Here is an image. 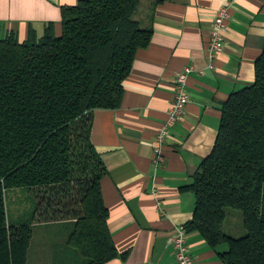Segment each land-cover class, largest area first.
<instances>
[{
	"label": "trees",
	"instance_id": "trees-1",
	"mask_svg": "<svg viewBox=\"0 0 264 264\" xmlns=\"http://www.w3.org/2000/svg\"><path fill=\"white\" fill-rule=\"evenodd\" d=\"M140 4L80 0L62 7L59 34L48 22L24 41L0 37V264H28L33 223L57 218L75 220L72 263L125 259L107 226V170L90 130L93 110L119 107L136 52L150 43ZM184 188L195 198L186 231L224 264H264V48L253 82L223 104L212 150ZM13 189L29 200L17 216L6 203ZM227 208L241 212L242 236L224 231Z\"/></svg>",
	"mask_w": 264,
	"mask_h": 264
},
{
	"label": "crops",
	"instance_id": "crops-1",
	"mask_svg": "<svg viewBox=\"0 0 264 264\" xmlns=\"http://www.w3.org/2000/svg\"><path fill=\"white\" fill-rule=\"evenodd\" d=\"M78 1L0 0V37L13 32L24 41L30 29L41 35L48 22L59 34L62 7ZM225 1L141 0L137 18L151 24L150 43L136 52L119 107L92 113L90 141L107 170L101 182L107 226L117 250L126 254L106 264H176L171 238L195 208L194 194L184 187L212 150L223 104L253 82L264 48V0H233L224 49L209 67L212 19ZM185 66L192 67L189 100L170 128L164 161L155 163V135L166 120L175 76ZM74 221H35L28 264H76L68 244ZM185 232L197 264H224L199 232Z\"/></svg>",
	"mask_w": 264,
	"mask_h": 264
},
{
	"label": "built area",
	"instance_id": "built-area-1",
	"mask_svg": "<svg viewBox=\"0 0 264 264\" xmlns=\"http://www.w3.org/2000/svg\"><path fill=\"white\" fill-rule=\"evenodd\" d=\"M233 0H226L212 19L211 30L208 41V59L209 67L212 68V61L217 54L224 49L225 34L228 27L227 22L230 16V6ZM192 67L185 66L179 71L174 79V94L167 111V117L163 125L157 131L153 143L154 162L160 163L164 161V146L170 137V128L173 127L185 111L189 96L187 93V81ZM176 264H197L193 256L189 252L186 241V232L184 228H176L171 238Z\"/></svg>",
	"mask_w": 264,
	"mask_h": 264
},
{
	"label": "rangeland",
	"instance_id": "rangeland-1",
	"mask_svg": "<svg viewBox=\"0 0 264 264\" xmlns=\"http://www.w3.org/2000/svg\"><path fill=\"white\" fill-rule=\"evenodd\" d=\"M24 195L20 191L9 190L6 193V203L9 213L13 214L18 205H26L29 200L24 199ZM26 207V206H25ZM227 216L224 221V231L236 237L242 236L246 230L243 226L242 214L239 210L227 208Z\"/></svg>",
	"mask_w": 264,
	"mask_h": 264
}]
</instances>
